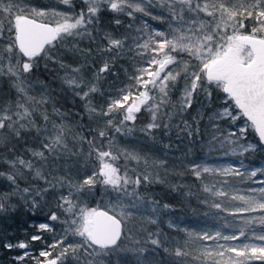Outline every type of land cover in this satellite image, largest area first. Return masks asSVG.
Instances as JSON below:
<instances>
[{
	"label": "trees",
	"instance_id": "obj_1",
	"mask_svg": "<svg viewBox=\"0 0 264 264\" xmlns=\"http://www.w3.org/2000/svg\"><path fill=\"white\" fill-rule=\"evenodd\" d=\"M1 2L5 7L0 9L1 32L11 50L10 68L4 67L0 75V192L14 194L9 200H0L3 209L0 236L11 238L13 243L31 240L32 234L38 232V225L55 216L56 220L52 221L55 227L42 233L43 239L34 242L30 250L36 257L42 250L51 253L39 262L49 257L59 259L60 264H136L132 251H121L134 245L140 252L147 248L158 264H172L174 257L151 244L157 233L166 248L183 246L188 264H200L208 258L206 251L212 249L219 254L214 255L217 264L229 257L264 256V239L257 238L264 236V224L259 222L264 219L261 192L264 180L257 179L264 174L254 177L246 169H239L229 174L201 172L196 176L193 171L211 153L201 145L208 138L209 117L213 125L219 122L220 127L227 129L232 120L221 115L220 110L229 106L240 117L236 126L245 123L223 92V86L205 77L206 66L232 44L225 38H217L210 31L213 25L218 30L224 24L226 33L235 39L247 33L264 37V25L258 24L256 17L239 15L245 11L240 7L242 0H190L191 5L207 4V10L215 13L198 11V34L205 37L204 46L201 45L204 51L195 54L191 50L172 49L168 56L171 62L164 66L165 71L171 72L162 92L157 89L158 80L151 75L143 74L146 81L139 83L138 75L145 73L143 69L153 55L147 45L142 52L136 50V44L145 35L140 23L143 16L139 18L138 14L130 15L124 10L114 12L103 4L97 9L98 15L96 11L88 17L87 28L92 35L58 38L39 55L27 59L16 49L15 20L8 7L14 9L25 3L83 11L84 4L81 0H69L66 5L60 0ZM221 4L225 9H235L237 17L230 19L220 10ZM28 8L19 9L16 16L36 18L27 12ZM183 14L187 22L190 10L183 9ZM41 20L52 23L49 18ZM146 20L148 26L166 29L162 22ZM243 50L251 56L247 47H242ZM15 58L26 62L30 59L31 70H22ZM151 68L154 73V67ZM192 82L197 86L195 94L190 96ZM81 88L88 89L84 95L79 91ZM125 90L148 93L135 111L134 120L126 121L124 105L113 103L121 99ZM22 101L27 104L31 122L17 127L15 106ZM149 124L154 127L149 129ZM197 127L198 135H187L189 128L195 133ZM255 136L249 125L246 136L240 131L229 137L237 142L252 141L259 147L236 155L244 168L256 167L264 161V147ZM189 149L192 154L185 157ZM104 151L114 155L126 178L123 185L112 190L96 178L98 156ZM9 176L13 177L12 181L8 180ZM249 177L254 178L249 180ZM25 188L27 193L23 191ZM98 207L120 217L124 232L119 249H108V255L94 260L96 248L80 229L84 211ZM168 218L179 222L170 225ZM205 231L208 238L198 241L197 237ZM217 231L232 237L219 241L227 251L217 247L212 239ZM61 240L67 243L60 244ZM53 244L57 246L52 247ZM16 254L18 250L0 248V264H13ZM35 263L34 258L24 261V264ZM245 264H264V261L248 259Z\"/></svg>",
	"mask_w": 264,
	"mask_h": 264
},
{
	"label": "rangeland",
	"instance_id": "obj_2",
	"mask_svg": "<svg viewBox=\"0 0 264 264\" xmlns=\"http://www.w3.org/2000/svg\"><path fill=\"white\" fill-rule=\"evenodd\" d=\"M69 1V0H68ZM61 3L65 4V0H60ZM81 2L84 4L83 11L76 10V11H65L62 9H56L52 7L43 8V7H36V6H29L28 4L20 5L18 8L12 9L11 7H8L9 11L11 10L13 13V21L17 19L19 14V9H26V6L29 7L27 9L28 13L33 14L37 19L41 20L42 18H49V21H52V24L55 26L56 30L58 31V38L63 40L69 38V36L76 35L79 37L82 36V34L92 35L90 33L89 28H87V23L89 21V16L94 14L99 7H101L103 4H106L108 8L111 10L113 8L117 11H125L128 13H135L138 14V17L143 20L141 23V27L145 30V35L142 36V39L139 41V43L136 44V50L137 52H142V48L147 45L150 49V52L153 53L152 57L148 61V65L144 67L143 72L139 73V83H144L146 81L145 78H143V74L151 75L150 77L152 79H157V86L158 90L160 92L163 91L164 85H165V79L169 76L170 70L165 71L164 66L168 62L166 58H169L171 50L175 49L177 51L181 50H191L196 53H201L204 51V49L201 47L204 46L205 43V37L200 36L199 33V22L197 19L199 18L198 9H203L204 4H194L191 5L190 0H147L146 4H141L140 0H81ZM0 0V9L5 8L1 5ZM193 4V3H192ZM22 7V8H21ZM137 7H141L145 9V11H136ZM174 9V14H170L169 8ZM192 7V8H190ZM183 9L190 10L191 15L188 17L189 20L185 22V15L183 14ZM206 13L210 12L209 10L205 11ZM204 12V13H205ZM157 15H156V14ZM161 16L159 19H153V17ZM146 18L154 21L157 20L159 22L164 23L166 26V29L163 31L155 26L145 25ZM191 19V21H190ZM175 21V23H173ZM79 22V23H78ZM2 19L0 18V75L2 74V70L4 67L10 68L8 64H10V61L8 60V54L11 50L10 44L6 43L4 41V36L1 31H3L2 27ZM51 23V22H50ZM72 25H75V27H70ZM217 25H213L212 30L213 33L217 36V38H225L226 41L229 40L232 44L237 45V39L233 38V36L229 33H226L224 30V24H221L219 26V29L215 30ZM161 31L164 32V36H157L156 32ZM201 38L203 39L201 41ZM264 38V37H263ZM57 41V40H56ZM6 43V44H5ZM54 43V42H53ZM52 44V43H51ZM242 47L245 46H239V53L242 51ZM19 52V51H18ZM20 53V52H19ZM21 55V54H20ZM18 57V56H16ZM31 58V57H30ZM30 59L26 61H19L18 58H15V63L18 64V66H21L22 70H25V65L29 64ZM151 66L154 67V73L151 68ZM156 71V72H155ZM18 74V72H17ZM75 81V80H74ZM193 83V82H192ZM77 88H80L79 85H76ZM88 89L81 88L79 91L81 92V95H84L87 92ZM190 93V90L188 91V94ZM147 90H142L140 93L136 90L129 91L125 90L121 96V99L115 100L113 103L114 105H124V116L126 117L129 112L134 115L135 111L140 109L142 104L147 99ZM25 102H21L16 107V111L14 114L16 116L14 119L15 125L17 127L26 126L28 123L31 122L30 112L27 110ZM221 115L223 116H236L237 113H233L231 111V108L229 106H225V108L220 110ZM227 113V115H224ZM18 114V115H17ZM123 116V117H124ZM124 117V118H125ZM240 125L241 131H243V126ZM248 124L247 126H249ZM0 126L2 127V124L0 123ZM229 143V146L222 151L217 152L216 148H212L211 153L208 154L199 164L198 171L204 172V169H208V173H220V174H229L234 173L236 170L239 169H246V171H249L252 175L256 174V169L258 168H264V161L260 163V165L252 168H244L245 165L239 159L236 157V155L241 154L243 151L247 149H252L256 145L255 142L252 141H246V142H237L232 143L234 141L233 138H231ZM252 145L253 147H249V145ZM235 149V151H233ZM100 158V164L99 169L97 171L96 177L98 180H101L105 183L106 188L108 190H112L117 186L123 185L126 181L124 176L122 175V172L119 170L118 165L116 164V158L112 153H109L107 151L101 152L98 156ZM197 165L195 168H197ZM114 170V171H113ZM118 178L116 184H112L110 181L111 179ZM259 181L264 180V175L257 178ZM221 185L219 186V188ZM93 208L86 209L83 213V219L81 224V232L87 235L89 238L90 234V218L92 216ZM117 216V215H116ZM120 218V217H119ZM122 221V219L120 218ZM179 221H175L172 218L167 219V223L170 225H174L178 223ZM123 224V222H122ZM124 227V226H123ZM123 236V235H122ZM121 236V237H122ZM121 239V238H120ZM91 245V244H90ZM125 246H128L127 242L124 244ZM92 246V245H91ZM130 247V246H128ZM95 248V247H94ZM98 248L95 249V251ZM44 251V250H42ZM122 251V249H121ZM41 252V251H40ZM39 252V253H40ZM117 252V250H115ZM109 252L107 251L105 255H108ZM49 257H46L47 259ZM37 264V263H35Z\"/></svg>",
	"mask_w": 264,
	"mask_h": 264
},
{
	"label": "snow or ice",
	"instance_id": "obj_3",
	"mask_svg": "<svg viewBox=\"0 0 264 264\" xmlns=\"http://www.w3.org/2000/svg\"><path fill=\"white\" fill-rule=\"evenodd\" d=\"M186 2V0H185ZM65 3H68V0H65ZM141 4H146L147 0H140ZM240 7L245 8V11L243 13H239V15H251L256 17V22L258 24L264 25V0H254L253 3H249L248 0H242ZM208 9V5L205 4L203 9H198V11H207ZM220 10L222 12H225L229 15L230 19L231 18H236L238 13L235 11V9L233 10H228L225 9L223 4H221L220 6ZM258 10V11H257ZM112 11H116L115 8L112 9ZM136 11H145V9L141 8V7H137ZM169 12L170 14H174V9L173 8H169ZM99 14V12L97 11V15ZM214 11L213 12H208V15H214ZM130 15H134V13H130ZM153 19H159L158 17H153ZM79 23V22H78ZM173 23H175V21H173ZM145 25L146 27L147 25V21H145ZM70 27H75V25H72ZM256 30L254 29V32ZM157 36H164L165 33L161 32V31H157L156 32ZM113 43H116V41H113ZM246 50H243L240 52V57L241 59L239 60V63L242 65H248L249 60L251 59L250 55H245ZM32 54L29 53V56H31ZM168 60V62H171V58H166ZM25 68L27 69V71H30L32 68L31 64H26ZM197 80H199V77L197 78ZM258 81H259V85H258ZM217 86L220 85H224L225 88V94L226 96H229L230 99H236L238 104L244 105V106H251V105H258L261 103H264V91H259L258 92V88L259 89H264V71H261L259 73V76L256 75L255 72H253L252 70H243L240 69L238 70L235 75H231L227 72L223 73L218 79H217ZM196 82L193 83V92L189 93L188 95L192 96L195 94V88H196ZM188 107L191 108L192 105L191 103L188 104ZM236 110L240 111L239 108H237ZM224 115H227V113H225ZM134 116L132 115L131 112H129V114L125 117V120H134ZM232 120V123L228 126V128H224V127H220L219 126V122H217L215 125H213V121L212 118L209 117L208 120V128L206 129V135H207V139L206 140H202L201 141V145L202 148H208L209 151L212 150V148H216L217 151H224L226 149L227 146H229V137L232 134L235 133H240L241 131V127H237V121L239 120V116H235V117H229ZM249 124L248 119H245V125L243 126V133L246 136V131H247V125ZM154 127L153 124H149L148 128L152 129ZM210 128V130H208ZM199 134V128L197 127L196 132H192L191 128H189L187 135H198ZM259 138V137H258ZM232 143H235V141H233ZM259 145H264V139H260L259 138ZM249 147H253L251 144L249 145ZM254 147H256L257 149H259V147L257 145H255ZM233 151H235V149H233ZM191 149H189L188 152H186L184 155L185 157L191 155ZM193 163H196L195 161H193ZM21 164H23V161H21ZM199 165H197V168H194V174L196 176L201 175V173L198 171ZM114 171V170H113ZM208 171L207 168L204 169V172L206 173ZM264 174V168H258L256 169V174L254 177L257 176V174ZM2 175V174H0ZM254 177H249V180H252V178ZM117 179L118 178H114L111 179L108 182H111L112 184H116L117 183ZM9 181L13 180L12 176L8 177ZM87 183H91V181H87ZM264 183V182H261ZM11 187H14L13 183H9ZM16 191H19L18 189H16ZM24 193L28 192V189L25 188ZM261 192L264 193V186H261ZM14 194V193H13ZM13 194H9V193H3L0 192V200H9L12 198ZM14 207V206H12ZM3 212V209L0 208V213ZM56 217L52 216L49 220V222L47 223H41L38 225V232L33 233L32 234V238L31 240H22V241H18L16 243H13L11 241V238L6 237V236H0V248L6 249L8 251H13V250H18V254H16L13 257V264H24V261L29 259V258H34L37 262V264H39V260L40 258L44 257V256H51V253L47 252V251H41L40 252V256L36 257L30 250L33 246V243L36 242L37 240L43 239V236L41 235L44 232L50 231L51 229H53L55 227L54 223H52V221H55ZM261 224H264V219H261L259 221ZM33 227H37V225L33 224ZM179 230V229H178ZM124 232V227L121 224L120 228H119V235H117L115 237V239H113L112 241H110V245L113 249H119L120 248V236L123 235ZM241 234H243V230H241ZM157 238L156 239H152L151 240V244L152 246L156 247V248H163V251L165 253H168L169 256L174 257V261L172 262V264H188V262L185 260L186 257V253L183 251V246L177 245V247L175 249H169L166 248L164 246V243L161 241V239L159 238V233L156 234ZM207 231H205V233L203 235H200L197 237L198 241H204L205 239H207ZM231 236L228 235H223L220 231H217V233L212 236V239L214 241H216V246L219 248H222L224 251H227V249L224 247V245H221L219 243V241L221 240H228L231 239ZM259 239H264V236H259L257 237ZM236 239H238V237H236ZM67 243V240H61L60 244H64ZM57 245L53 244L52 247H56ZM233 247H240L239 245H235ZM243 247L248 248L251 247V245H244ZM123 251H132L135 256H136V264H158L157 261L154 260V258L149 256V251L147 248L144 249L143 252H140L138 249L135 248V246L133 245L131 248H127V249H122ZM108 251L107 248L101 246L99 249H97L95 251V255L93 256V259H102L105 257V253ZM205 255L208 257L207 259H202L200 261V264H217L216 259L214 258L215 256H218V253H215L214 249L212 250H208L206 251ZM260 259L261 261H264V256H258V257H249V256H245L244 258H239V257H229V259L227 260H223L221 259L219 261V264H245V261L248 259ZM54 264H60L59 259H57ZM118 264V262H117Z\"/></svg>",
	"mask_w": 264,
	"mask_h": 264
},
{
	"label": "water",
	"instance_id": "obj_4",
	"mask_svg": "<svg viewBox=\"0 0 264 264\" xmlns=\"http://www.w3.org/2000/svg\"><path fill=\"white\" fill-rule=\"evenodd\" d=\"M58 35L55 26L47 21L28 15H20L15 21L14 43L16 49L20 52L19 54L27 59L43 52L49 44L58 39ZM237 43V45L231 44L227 46L219 56L206 66L205 77L208 80L217 81L225 72L234 76L240 69L245 71L250 69L257 76H259L261 71H264V38L249 35L248 33L239 34ZM239 46L247 47L250 51L249 53H251V59L246 66L239 63L241 59ZM29 53L32 55L29 56ZM222 86L225 93L224 85ZM259 91H264V89L258 88ZM231 100L234 106L240 109V115L244 119H248L255 132V137L264 139V103L246 107L238 104L236 99ZM262 146L264 147V145ZM121 224L122 221L106 209L100 207L94 209L90 218V234L88 238L90 244L98 249L101 246L111 249L109 242L119 235ZM55 261L56 258H47L40 261L39 264H54Z\"/></svg>",
	"mask_w": 264,
	"mask_h": 264
},
{
	"label": "bare ground",
	"instance_id": "obj_5",
	"mask_svg": "<svg viewBox=\"0 0 264 264\" xmlns=\"http://www.w3.org/2000/svg\"><path fill=\"white\" fill-rule=\"evenodd\" d=\"M231 45V44H230ZM229 46V45H228ZM251 126V125H250ZM253 128V127H252ZM104 209V208H103ZM107 210V209H106ZM108 211V210H107ZM110 212V211H109ZM112 213V212H111ZM115 215V214H114ZM118 217V216H117ZM119 218V217H118ZM120 219V218H119Z\"/></svg>",
	"mask_w": 264,
	"mask_h": 264
},
{
	"label": "clouds",
	"instance_id": "obj_6",
	"mask_svg": "<svg viewBox=\"0 0 264 264\" xmlns=\"http://www.w3.org/2000/svg\"><path fill=\"white\" fill-rule=\"evenodd\" d=\"M27 70V69H26Z\"/></svg>",
	"mask_w": 264,
	"mask_h": 264
}]
</instances>
